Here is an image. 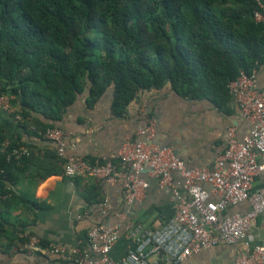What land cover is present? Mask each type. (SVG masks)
<instances>
[{
    "label": "trees",
    "instance_id": "obj_1",
    "mask_svg": "<svg viewBox=\"0 0 264 264\" xmlns=\"http://www.w3.org/2000/svg\"><path fill=\"white\" fill-rule=\"evenodd\" d=\"M256 10L257 0H0V96L20 114L23 131L42 141L38 131L54 126L31 114L54 121L83 93L97 100L111 89L116 114L138 92L167 83L183 97L228 100L229 82L264 61ZM6 139L0 127V237L26 243L16 236L24 230L12 235L4 226L17 174L33 159L6 161L12 148L29 146L18 138L2 151ZM47 155L63 171L55 147Z\"/></svg>",
    "mask_w": 264,
    "mask_h": 264
},
{
    "label": "crops",
    "instance_id": "obj_2",
    "mask_svg": "<svg viewBox=\"0 0 264 264\" xmlns=\"http://www.w3.org/2000/svg\"><path fill=\"white\" fill-rule=\"evenodd\" d=\"M256 87L264 89V61L256 68ZM20 114L0 109V127L6 140L21 138L29 143L27 157L33 159L17 174L12 191V202L4 229L14 235V230H24L16 236L34 235L42 245H54L66 250H88L87 234L96 224L116 225L125 222L157 228L165 224L173 214L171 190L161 188L156 178L143 171L141 177L148 183L144 193L130 206L125 205L126 191L119 184H108L90 177L67 178L62 166H49L54 145L45 140L28 136L18 119ZM32 118L42 124L53 125L65 132V156L77 155L92 161L104 157L118 161V152L128 139L141 140L137 131L153 119L155 134L149 143L169 147L175 156L190 168H209L225 144L227 130L234 127L240 140L249 132V124L243 120L240 110L231 97L220 100L210 95L203 98H188L177 93L169 83L160 89L138 92L121 114L112 110V90L108 89L97 100L87 93L78 95L60 117L50 120L40 111ZM35 160L44 169H52L44 179H39ZM48 166L45 168V166ZM173 183L180 179L172 175ZM264 187V176L258 175L252 190ZM210 190L208 185H203ZM24 199L29 203L21 202ZM217 200V198H213ZM105 205L106 207H103ZM247 202L228 207L226 216L249 211ZM130 211L123 220L121 215ZM10 237V236H9ZM16 238V237H14ZM6 237H0V264H60L53 263L58 256L49 253L38 256L29 254ZM15 243H14V242ZM264 243V214L257 216L248 235L238 245L219 243L213 248L193 254L178 264H236L239 254H249L253 244ZM128 241L122 237L111 251V258L119 261L126 253Z\"/></svg>",
    "mask_w": 264,
    "mask_h": 264
},
{
    "label": "built area",
    "instance_id": "obj_3",
    "mask_svg": "<svg viewBox=\"0 0 264 264\" xmlns=\"http://www.w3.org/2000/svg\"><path fill=\"white\" fill-rule=\"evenodd\" d=\"M257 4L253 19L264 26V0H257ZM227 88L250 129L238 140L235 128H228L224 149L209 168L187 167L171 148L149 143L155 134L153 119L138 129L141 140L128 139L122 144L117 162L104 157L88 161L77 155L65 156L63 130L52 127L38 131L63 159L65 177H90L119 184L126 191L125 205L130 207L147 189L148 183L141 174L148 171L161 188L171 190L173 214L165 224L154 229L131 222L96 224L87 234L88 250L42 245L34 235L25 236L27 242L20 243L19 248L29 254L49 253L70 264H178L219 243L238 245L244 241L252 221L264 214V187L252 190L254 178L264 176V89L256 87V69L249 74L240 72ZM0 109L12 110L5 95L0 96ZM8 147L9 142L3 141L1 150ZM27 155L26 148H12L6 161L19 163ZM174 173L180 179L177 183H173ZM205 184L210 190L203 188ZM242 202L249 205L247 213L224 215L228 207ZM129 212L121 218L124 220ZM122 237L128 241L126 253L115 261L110 254ZM236 264H264V243L253 244L249 254H239Z\"/></svg>",
    "mask_w": 264,
    "mask_h": 264
}]
</instances>
